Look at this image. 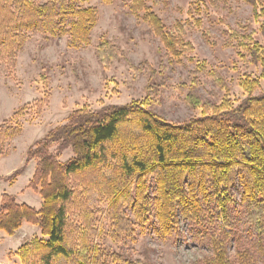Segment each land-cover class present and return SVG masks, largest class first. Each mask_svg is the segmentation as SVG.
I'll return each instance as SVG.
<instances>
[{"label":"trees","instance_id":"obj_1","mask_svg":"<svg viewBox=\"0 0 264 264\" xmlns=\"http://www.w3.org/2000/svg\"><path fill=\"white\" fill-rule=\"evenodd\" d=\"M88 1L0 0V53L18 50L32 31L65 35L71 48L88 45L98 18L96 7L85 4ZM245 1L252 5L262 42L254 32L233 30L229 45L260 66L264 84V0ZM215 2L207 0L210 5ZM129 8L142 12L174 58L193 52V44L184 38L190 22L179 21L170 31L146 0H130ZM96 56L108 67L123 52L103 39L96 46ZM154 73L151 69L150 76ZM214 75L226 90L219 103L203 102L191 92L186 95L190 107L201 108L199 117L181 123L166 120L150 107L151 85L143 100L72 112L64 124L30 147L26 161H37L29 187L41 198L39 209L8 194L0 200V231L13 235L23 222L41 231V238L18 248L20 263L143 264L94 242L100 229L98 214L105 211L115 240L135 227L144 230L151 220L158 234L170 235L182 220L203 230L195 235L212 250L205 264H258L264 258V87L257 93L259 78L246 75L240 81L244 97L234 103L223 79ZM8 121L0 125L3 138L20 129L6 126ZM53 143L58 145L56 153L49 150ZM67 148L72 156L62 162L58 154ZM18 174L21 170L13 173ZM236 183L256 233V251L237 249L232 257L228 245L235 238L236 222L229 209L235 202L230 187ZM206 217L220 219L218 226H209Z\"/></svg>","mask_w":264,"mask_h":264},{"label":"rangeland","instance_id":"obj_2","mask_svg":"<svg viewBox=\"0 0 264 264\" xmlns=\"http://www.w3.org/2000/svg\"><path fill=\"white\" fill-rule=\"evenodd\" d=\"M146 2L170 31H175L179 21L190 22L184 38L193 44V52L178 59L170 55L143 19L142 12L134 13L129 8L130 0L111 3L89 0L85 4L96 7L98 18L88 45L71 48L65 35L32 31L26 34L18 50L0 53V125L9 120L6 126L20 128L13 137L0 135V200L3 194H8L18 203L26 202L39 209L41 198L29 187L37 160L26 161V152L48 131L64 124L76 110L97 111L107 105L143 100L149 92L147 87L152 85L150 107L166 120L181 123L201 115V108L193 109L186 101L189 92L200 96L203 102L219 103L224 97L226 90L216 81L215 73L223 79L234 103L244 97L241 79L246 75L260 77V66L252 63L248 55H242V50L229 45L233 30L254 32V37L262 42L259 22L253 17L249 2L216 0L212 5L207 0ZM103 39L115 43L123 52L108 67L96 56V46ZM151 69L155 71L152 77ZM260 84L257 93L264 87L262 80ZM18 111L19 115L13 117ZM57 146L51 144L50 152L56 153ZM71 156V149L67 148L58 154V159L64 162ZM16 170H21V174L14 176ZM230 191L235 196L229 209L236 230L228 251L232 257H236L237 249L254 253L256 233L245 204L241 203L238 183ZM100 208L105 209L106 204ZM98 219L100 229L94 242L143 264H205L212 253L208 243H202L201 237L195 235L196 230H203L182 220L170 235L158 234L153 227L156 222L151 220L144 230L135 227L132 233L121 234L115 240L110 236L112 227L105 211L98 214ZM205 222L217 227L220 219L206 217ZM36 237H42L40 228L27 222L13 235L0 231V264H21L16 255L18 248ZM258 264H264V258L258 259Z\"/></svg>","mask_w":264,"mask_h":264},{"label":"crops","instance_id":"obj_3","mask_svg":"<svg viewBox=\"0 0 264 264\" xmlns=\"http://www.w3.org/2000/svg\"><path fill=\"white\" fill-rule=\"evenodd\" d=\"M26 203V202H25ZM35 208H37V206H35ZM26 224V223H25ZM34 227V226H33ZM37 231H38V228H37Z\"/></svg>","mask_w":264,"mask_h":264}]
</instances>
